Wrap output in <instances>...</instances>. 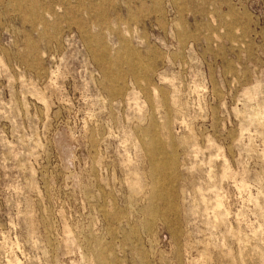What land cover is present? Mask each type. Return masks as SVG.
<instances>
[{"label":"rangeland","instance_id":"374dc122","mask_svg":"<svg viewBox=\"0 0 264 264\" xmlns=\"http://www.w3.org/2000/svg\"><path fill=\"white\" fill-rule=\"evenodd\" d=\"M0 264H264V0H0Z\"/></svg>","mask_w":264,"mask_h":264}]
</instances>
